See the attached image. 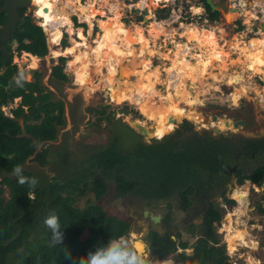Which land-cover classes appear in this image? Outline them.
<instances>
[{
    "label": "rangeland",
    "instance_id": "1",
    "mask_svg": "<svg viewBox=\"0 0 264 264\" xmlns=\"http://www.w3.org/2000/svg\"><path fill=\"white\" fill-rule=\"evenodd\" d=\"M41 1L42 0H33L35 16L32 21H35L38 25L41 24L45 30V28H47L46 21L49 17V10ZM70 1L75 3L76 6L96 2V5L101 8L104 7L107 12L103 16H101V14H97L96 12L94 13L95 17L92 20L90 30V26H88L89 23L85 19L86 14L80 10L81 6L80 8L78 7L79 9L76 7V9H74L73 6H70L71 4L67 3V0H52L48 7L52 10L60 9L61 11H68L73 28L67 27V24L66 26L61 27L62 29L57 35H54L53 32L51 33L50 31L49 35H47L45 31V38L46 42L48 41L47 44L49 48L41 60L37 56L36 57L39 59L29 56L26 54L28 51L24 50L14 51L11 59V62H15L17 64L18 70H28L26 71L28 77L27 80H29L31 76V71H29L30 68L36 67L40 69L42 73V80L48 85L47 90H49L51 96L59 97L64 101L65 114L63 118L65 122L56 125V138L53 140L38 141L36 143L35 152L21 165L23 168L34 171L39 178H47L56 173L67 174L74 169L75 165L80 164L83 159L88 157L91 152L98 151L109 145L114 140L115 136L117 138L119 137L118 141L121 142L124 147L126 146L128 148H132L131 146L137 144L138 135L136 133L138 132L133 128L134 132L132 128H128L125 125V123L129 125L125 117L126 115L117 112V116H114L113 113H111L113 108L118 107L127 108L129 110L128 115L131 119H138L145 123L148 128L149 135L144 136L140 133L138 134H140L139 139L141 138L147 142H152L153 138L162 139L169 133L174 132V129L181 125L183 119L189 120L192 125V129L200 130L198 132H211L214 125H210L208 122L209 120H204L202 118L205 114L209 116L215 114L217 116V120L214 121L215 124H217L218 120L223 121L228 119L229 121H234L236 119H242L244 120L243 130L248 129L251 131L252 129H257L259 132L264 131V83L261 81L262 74L264 76V64L260 69L256 70H250L246 66V62L248 60H252V58H249L247 54L250 41L254 38H260L257 36L264 35L262 34L264 32L257 34L250 31L251 29H255L258 23V21L253 20H251L253 23H250L252 16L248 11L253 10L250 5L252 4V2L250 3L251 0H245V6L242 7L245 8L244 12L248 10L244 13L245 17L241 14L238 15V17L237 13L231 10L230 6L233 0H212L217 4V7L215 8L219 10L218 18L215 20H205L203 18L202 21H199L197 19L198 17H194L192 13L197 12L195 7H198L199 5L203 7L202 0H161L158 5L156 4L155 7L152 8V15L144 21L141 14L135 13L133 5L136 6L135 4H138L139 2L141 3L145 0ZM257 1L260 3L262 2V4L264 2L263 0H255V2ZM113 4L117 5L119 8L118 10L121 11L120 18L123 21L122 24L120 21V25L122 27V40L125 41L129 38V35H132V32H135V25H137L139 30L150 39V47H145L140 56H145L148 59L152 70H155L156 67L159 68L160 76L159 80L155 84V87L158 90V96L156 98H162L165 100L164 108L160 113H158L157 110L150 112L143 111L137 103L135 97L131 99H124L121 102H116L114 97L115 87L113 85L111 87L106 85L105 80L99 78L96 74H91L90 85L92 87L86 92V94L77 80L76 68L71 64L75 58L77 59L76 54L79 55L80 53H85V47L83 46L85 37L88 38L89 43L93 44L95 38L103 35L101 24H104V20L107 19V17H110L111 11H109V7L113 6ZM161 7H167L169 10L168 14L164 18L158 19L156 9ZM73 16L76 17L78 22H84L85 25L82 26L74 24L72 18ZM151 20H157L158 22L162 21L165 27L164 33L157 35L158 37H151L154 35L149 26V22ZM216 26L222 27L224 30V33L222 32L221 34L223 36L222 40H219L216 35L215 37L212 36L210 33H208L207 36L203 35V49L204 52H209L213 49L215 43L217 42L220 48L223 46V48L228 49L223 50L229 52V65L224 67L222 63H220V68L215 67L211 69L212 74L210 76L201 75L200 78L202 79V82L200 84L193 81L194 79L191 80V78H186L185 81H182V83L179 84L178 82H181V80L175 76V74L178 73L177 70H175L177 68H173V63L171 62L172 59H170V51L173 50L175 45L174 41L183 42L182 45L184 46V44H188L186 41L187 38L185 39L184 35H187V30L190 27H197L201 31L205 32L208 28L214 27L215 31L219 33L220 31L217 30ZM247 26L248 28H246ZM236 35H240V40H238ZM234 37H236L235 40H238L237 45H228ZM59 38L60 40L62 38L65 39L70 46L63 48ZM187 40L189 41L192 39L190 38ZM138 41L139 40H136V43ZM193 42L195 41L193 40ZM14 46L15 43H13L12 47ZM131 46L134 47L135 45L131 43ZM196 48L192 46V49ZM59 55L65 56L62 61L64 76L60 80L52 77L47 79L51 66L60 61V59H58ZM195 55L196 54H193L192 56ZM128 56V58L125 57L119 59L117 66L118 83H120L119 86L121 87L120 89L126 91L131 90L129 84L134 83L135 80H143L141 75H146L147 72L143 66H139L135 71L136 74H134L130 64L134 58H136L138 62L140 59H138L136 54H131V52ZM192 56L189 55L188 58H191L193 62L196 56ZM108 60L109 58L105 57L103 62L99 64V67L107 71L106 66ZM120 65H123V73L128 76L129 79L126 77L123 80L120 79ZM17 73L18 72L14 73V76ZM127 82H129V84H127ZM142 82H144V80ZM142 82H137V85ZM174 86H178L175 92L173 90ZM179 86L182 89L186 88V90L183 91L186 95L185 99L175 98L174 94L181 92V88H179ZM233 93H235V99H233ZM180 97L182 96L180 95ZM18 101L19 97H16L13 102L2 106V109L11 115L8 107L9 105L13 107L18 103ZM93 105H96L98 108L102 107L103 112L95 111L94 113L90 111ZM162 114H165L168 118L173 116L178 119L173 121L174 125H166L163 122H158V118L162 116ZM21 120L22 119L19 118V121ZM156 123L157 127L154 126ZM183 127L184 126H182V128ZM227 127L230 126L220 128L224 130V128ZM185 129H187V127H185L184 130ZM161 142L162 141H156L154 147H160ZM176 158L177 154H174L173 160L175 162H177ZM142 159L145 158L142 157ZM155 162L156 160L152 154V157L145 159L142 164V166L146 165L144 167L145 169L150 168L151 171L153 170V173H159L160 171L161 176L157 177L158 180L152 181L155 183H153L150 188V192L156 193L154 195L155 198L153 199L159 198L162 195H167L172 191V189L176 188V185L178 184L174 183L178 181L179 178H177V175L180 174L182 170L185 175L187 172L189 174L192 172L189 166H180L181 169L179 167L171 169L167 165V167H164L163 164H160L156 168L154 166ZM179 164L180 162H177L176 165L179 166ZM141 170H143V167H141ZM163 173H165L164 176ZM91 176H93V174ZM107 184L108 189L106 193L99 199H96L92 190L86 189L82 194H77L73 204L78 207H81L88 202L102 204L107 208L108 212H117V214L122 215L124 218H130V215L128 214L131 212L134 221L131 224L129 231H133L137 243L141 242L142 240L140 237L146 234L150 224L149 221L147 222V220L141 218V211L134 213L131 210H128L130 204L134 200H138L137 197L132 196V193L134 194L136 192L130 191L128 192L130 194L127 193L128 195L117 196L115 195L116 190L114 181L112 179L107 180ZM241 185H243V187H234H238L242 191L246 192V206L243 208V211H239L237 207L238 202L235 200L231 206H227L225 208L223 207L221 210L223 216L220 220L219 228L217 227V229H221L222 231V233H218L220 242H223L222 240L224 239H228V244L224 241L225 252L229 255V259L233 264H248L249 257L257 260L258 264H264V215L257 210L254 204L255 200L261 197L257 193L253 192V190L247 191L246 181ZM8 195V187L7 185H3L2 196L7 198ZM168 199L165 198L164 200L166 201ZM248 201H250V203H248ZM164 203L165 202L163 200H154L151 205L145 207L151 209L154 214L162 215L166 212V206ZM198 204H200V202H198ZM227 213L230 214L229 219L226 218ZM177 220L178 221H175L173 224V229L165 228L162 224L161 230L164 229L166 232H170V230L173 231L174 229L180 230L179 233L181 235V239L187 240L188 242L187 248L183 250L186 253H190L192 246L197 243L200 237L196 235L198 232L193 233L187 231L186 227L180 224V217ZM243 231L244 233L249 232L250 237H247L248 244L239 245V243L237 244V238L244 234ZM87 235L88 233L86 229H84L79 237L81 239H85ZM130 238H132V235H130ZM250 240H253L254 244ZM234 244H236V247L232 249ZM178 250L179 248L176 251ZM167 257H171L174 259L175 264H179L175 252L164 258ZM164 258H161V260Z\"/></svg>",
    "mask_w": 264,
    "mask_h": 264
},
{
    "label": "trees",
    "instance_id": "2",
    "mask_svg": "<svg viewBox=\"0 0 264 264\" xmlns=\"http://www.w3.org/2000/svg\"><path fill=\"white\" fill-rule=\"evenodd\" d=\"M202 1L208 20L217 19L219 10H212L206 0ZM168 10L167 7L156 9L158 19L164 18ZM72 18L74 24L85 25L84 22H78L75 16ZM67 27L73 28L71 20ZM14 38L18 42L16 49L28 51L26 54L29 56H44L47 53L45 34L40 25L31 21L30 16H26L18 25ZM60 42L63 48L70 46L63 38ZM64 57L59 55L60 61L52 66L51 74L59 80L64 76ZM19 71L11 58H0V264H73L72 259H65L67 251L72 258H79L107 244L112 236L125 234L129 229V223L117 212H108L104 205L88 202L81 207L75 206L73 203L77 194L90 189L98 198L107 191V180L112 179L117 196L133 191L146 198H155L156 193L150 192V188L155 183L152 181L161 176L160 171L153 173L150 168H144L146 165L142 166L143 161L153 154L156 168L160 164L171 169L180 166L207 168V174L194 170L185 175L182 170L177 175L179 179L174 184H178L176 189L185 201L184 194L194 188L193 183L201 185L206 176H215V169L220 166L219 158L228 155L233 148V140L215 139L210 135H204L202 139L196 131L190 132L191 123L183 119V128L179 125L174 132L162 139L153 138L152 142L139 139L140 134L136 133L138 141L132 148L124 147L118 141L119 137L115 136L109 145L91 152L67 174L56 173L47 178H39L34 171L23 168L25 176L36 177L39 183L35 188L21 186L11 173L14 166L22 165L35 152L36 143L29 135H33L35 140H53L57 133L53 121L60 124L65 120L62 101H47L51 94L42 92L39 76L33 81L26 80L23 87L11 83L14 73ZM17 96L20 100L10 108L12 115L6 114L2 105L13 101ZM26 109L28 112L22 117ZM95 110L102 112L99 108ZM19 118L22 120L19 121ZM158 122L174 125L165 114L158 118ZM125 125L132 128L126 123ZM185 127L189 130H184ZM156 141H162L158 148L154 147ZM174 154H177L179 166L173 160ZM165 170L167 171L166 168ZM258 170L262 171V168ZM261 171H256L254 175H242L241 178L250 176L258 182ZM3 185H7L9 190L7 198L2 196ZM29 192L33 196L31 200ZM225 201L232 203L234 199L225 198ZM256 205L264 210L259 202ZM49 213L59 216L64 232V240L60 245H50L51 234L43 224ZM220 216L219 210L208 209L203 218L202 238L194 244L190 253L183 250L175 252L177 247H185L187 241L177 242L168 235L152 231L148 237L154 258L161 259L175 252L179 264H233L225 252V244L217 243V234L212 226V221L220 219ZM167 218L168 213L164 219ZM84 229L88 235L81 239L79 236ZM131 235V239L135 241L134 233ZM143 245L142 241L137 243L138 247Z\"/></svg>",
    "mask_w": 264,
    "mask_h": 264
},
{
    "label": "bare ground",
    "instance_id": "3",
    "mask_svg": "<svg viewBox=\"0 0 264 264\" xmlns=\"http://www.w3.org/2000/svg\"><path fill=\"white\" fill-rule=\"evenodd\" d=\"M51 1L52 0H42L41 1L44 4V6L49 10V13H48L49 17H48V20L46 21L47 28H45V31L47 35H49V31L51 33L53 32L54 35H57L59 31L62 29L61 27L66 26L69 23L70 16H69L68 11L66 10L65 11H61L60 9L52 10L50 7H48L51 4ZM159 1L161 0H145L135 5L140 7L141 9L143 7H146L147 12L145 13V16L146 18H148L152 15V8L155 7L156 4L158 5ZM252 1H255V0H251L250 3ZM257 2L259 3V1ZM67 3L71 4L70 6H73L74 9L76 8L79 9L81 6L80 10H82L86 14L85 19L89 23L90 30H91L92 20L95 17L94 13L96 12L97 14H101V16H103L107 12L104 7L101 8L98 5H96V2H90L86 5H80V6L78 5L76 6V4L71 2L70 0H67ZM31 4L33 5V0H31ZM115 4H113V6L110 7V11L112 12L110 17L109 18L107 17V19L105 20L103 19L104 24H101L103 35L95 38L93 44L89 43L88 38L85 37L84 42H83V46L85 47V53H80L79 55L76 54L77 59L75 58V60L72 62L71 65H74V67L76 68L77 80L81 88L83 89L84 93L86 94V92L90 90L92 87L90 85L91 74H96L99 76V78H102L105 80L106 85H108L109 87L113 85L115 87L114 97H115L116 102H121L124 99H131L135 97L137 103L139 104L140 108L143 111L150 112L153 110H157V112L160 113L161 110H163L164 108L165 100H163L162 98L161 99L156 98L158 96L157 95L158 90L156 89L155 84L159 80V76H160L159 68L156 67L155 70H152L148 59L145 56L143 57L140 56L142 50L145 47H150V39L139 30L137 25H135V32H132V35H129L128 36L129 38H127L125 41L122 40L121 39L122 27L120 25L121 11L118 10L119 8ZM231 6L236 7L233 4H231ZM232 11L237 13V16L240 13H243V11H240L239 9H235ZM252 13L254 14L253 15L254 18H259V16L256 13H254L253 11ZM136 14H139V13L136 12ZM149 26H150V30L154 34L151 37H158L157 35L164 33L165 31V27L162 21L155 22L151 20L149 22ZM190 28L187 30L186 36H187V39H190V38L192 39L189 41L187 40L189 43H191V41L193 42V40L195 41L193 42L194 45L192 46L197 47L196 49L198 50L197 52L198 54L195 55L197 59L196 62L191 63L190 61H188L189 59L187 60L188 57L185 56V54L183 53L184 51L183 48L182 50H180V48L183 45L181 46L179 45L180 48L175 52V54L172 55L171 59L173 63V68H177L175 70L178 71V74L176 76L177 78H179V80H181V82L185 81L186 78H189V79L192 78L194 79V81L200 84L202 82V79L200 78L201 75L210 76L212 74L211 69L215 67L220 68L221 67L220 63H222L224 67H227L229 65L228 64L230 62L229 52L223 50L222 47L220 48L217 42L215 43V46L213 47L212 50H210L209 52H204V49H203L204 37H203V34L201 33L202 31L198 29L197 27H193L192 29ZM261 32H264V29ZM210 34L214 36L213 33H210ZM236 37H238V35H236ZM136 40H139V41L136 43ZM131 43L135 46L134 47L131 46ZM229 44L231 43H228V45ZM250 44L251 46L247 50V54L249 58H252V60L251 61L248 60L246 62V66L250 70L260 69L264 64V36L260 38L252 39L250 41ZM130 52L133 55L136 54L138 56V59H140V61L138 62V60L134 58L132 63L130 64V67L133 70V73L136 74L135 71L137 70V67L139 66H143L147 72H146V75H143V74L141 75L144 82H142L143 80H138V81L135 80V82L132 84H129V82H127V84L130 85L131 90L126 91V90L120 89L121 87L119 86L120 83H118L117 66H118V60L121 58H125V57L128 58L129 57L128 54H130ZM188 52L189 51L187 50L186 53ZM105 57L109 58L107 62V66H106L107 71L99 67V64L103 62V59ZM119 70L121 71V74L119 76L121 80H123L125 77L128 78V76H126L123 73V65H120ZM140 81L142 83L137 85V82H140ZM125 115H126L125 117L127 121L129 122L137 121V122H140L142 125L146 126L143 121L138 120V119H131L128 114H125ZM169 121L172 122V120H169ZM154 126L157 127V123L154 124ZM248 236H249V232H245L243 235L237 238V241L240 244L246 245L248 244V239H247ZM250 241L254 244L253 240H250ZM235 245L236 244H234V246ZM248 259H249L248 264H252L254 261V258L252 259L249 257Z\"/></svg>",
    "mask_w": 264,
    "mask_h": 264
},
{
    "label": "flooded vegetation",
    "instance_id": "4",
    "mask_svg": "<svg viewBox=\"0 0 264 264\" xmlns=\"http://www.w3.org/2000/svg\"><path fill=\"white\" fill-rule=\"evenodd\" d=\"M10 4V1L8 0H0V27H2L4 21L7 19L8 13H11V11L8 9V6ZM3 8V9H1ZM17 11V18L14 17L15 21V27L11 26L9 32L7 33L6 37L3 40H0V58L2 56H5L6 58L13 57V52L18 51L16 49V45L18 44L17 40L14 38V32L16 31L18 25L21 23V21L26 17L30 16V19L32 21L33 17L35 16L33 5L31 4H24L22 6H16ZM37 17V16H36ZM39 18V17H37ZM33 22V21H32ZM47 25V24H46ZM44 32V31H43ZM45 34V33H44ZM27 40V39H25ZM13 43H15V46L12 47ZM47 43V42H46ZM16 49V50H15ZM26 51V50H24ZM32 54V53H31ZM35 56L39 57L40 60L43 56H38L34 54ZM34 57V56H32ZM37 57H34L35 59H39ZM53 66V65H52ZM52 66L50 68V72L48 74L47 79L49 78H55L52 74ZM28 71V70H26ZM25 71L26 75L27 72ZM39 76L40 83L42 85V92L43 93H50L49 90H47L48 85L43 82L42 80V73L40 69L34 67L33 72L31 73L30 79L28 81L36 80V78ZM58 80V79H57ZM51 94V93H50ZM54 98V100L51 101H62L63 106V117H64V101L63 99L59 97L50 96L47 101H50V98ZM86 106V105H85ZM95 108H98L96 105H93L90 111L95 113ZM100 110L103 109L102 107L99 108ZM114 109V108H113ZM113 109L111 110V113H113ZM97 112V111H96ZM119 112V111H116ZM125 115V114H124ZM178 119V118H175ZM217 120V118H216ZM228 120V119H225ZM225 120L223 121H217V124H215V120L208 121L210 125H214L212 128V131H208L207 133H201L198 132L200 130L191 129L190 132L196 131L200 135H202V139L204 135H210L213 138H222L225 140H233V148L231 152L228 155H224L223 157L219 158V169H215L216 174L215 176L209 178L205 177L201 185L193 183L194 188L192 190L186 192L185 195V201L183 199V195H181L176 188L172 189V191L167 194L163 195L159 198L153 199L152 197L146 198L142 195L132 193V196H135L138 198V200H134L131 204L128 210H131L132 212H140L141 211V218L149 221L150 227L146 231V234L142 235L140 239L144 242V245L146 244L148 248L150 249V240L148 235L152 231H157L160 235H168L175 241H187L181 239L180 230L174 229L173 231L170 230V232H166L161 230L162 224L165 226V228L173 229V224L175 221H178L177 219L180 217V224L184 225L186 227V230L189 232H198V235L200 238H202V223L203 218L206 216V212L209 208L217 209L221 212L220 219L213 220L212 226L217 234L218 242L217 243H225L228 244L227 240H222L223 242H220V237L218 233H222L221 229L219 228L220 220L222 218V209L223 207L231 206L235 200L238 202V210L243 211L244 207L246 206V200L244 196L237 197V192L240 191L241 193H246L242 191L238 187L234 186H242L245 181L247 182V191L253 190V192L257 193L261 198H258L255 200L254 204L263 215L264 210L259 208L256 203H260V207H264V187H262V182L264 180V131L259 132L257 129H252L249 131L248 129H244V120L242 119H236L234 121H229V125H225ZM129 122V121H128ZM214 122V123H213ZM233 122L236 124L233 125ZM130 123V122H129ZM205 124V123H204ZM57 125V124H56ZM202 125V124H201ZM218 125V126H216ZM224 126H230L227 128H224L222 130L220 127ZM217 127L219 130L215 131L214 128ZM57 129V126H56ZM236 129V130H234ZM158 137V136H157ZM259 168H262L261 170H258ZM199 172L201 174H207L208 170L207 168H191V171ZM214 171V170H213ZM256 171H261V177L259 178V181H254L252 177H242V175H254ZM106 193V192H105ZM104 193V194H105ZM103 194V195H104ZM130 194V193H128ZM125 193L124 195H128ZM102 195V196H103ZM120 195V196H124ZM100 196V197H102ZM168 196V197H167ZM231 196V197H230ZM100 197L96 198L99 199ZM168 200H164V199ZM225 198H232L234 199V202L229 203L225 201ZM164 201V205L166 206V212L164 214H159L160 218L157 222H154L149 216L144 215V209H148L150 212L153 213V211L145 206L151 205L152 201ZM242 201V202H241ZM200 202V204H198ZM250 203V201H248ZM142 204V206H141ZM102 205V204H101ZM253 207V206H252ZM129 213V212H128ZM166 213L169 214V218L165 220ZM177 213V215H176ZM120 217L122 215L118 214ZM128 215H130V218H124L122 219L129 223V229L125 234L122 235H131L133 231L130 230V226L134 221V218L132 216V213L130 212ZM230 214H226V218L229 219ZM177 223V222H176ZM228 228V226H227ZM244 233V231H243ZM242 233V234H243ZM195 235V236H196ZM241 235V234H239ZM120 236V235H119ZM238 237V236H237ZM210 242V241H209ZM224 243V244H225ZM239 242H237L238 244ZM240 245V243H239ZM187 245L185 247H177L179 248L178 251H182L183 249L187 248ZM193 247L191 248V251L193 250ZM236 246H234L232 249H234ZM229 248V246H228ZM176 249V250H177ZM182 249V250H181ZM175 251V252H178ZM184 251V250H183ZM151 252V249H150ZM185 252V251H184ZM172 254V253H171ZM152 258H154V255L151 252ZM252 264H258V261L254 259Z\"/></svg>",
    "mask_w": 264,
    "mask_h": 264
},
{
    "label": "clouds",
    "instance_id": "5",
    "mask_svg": "<svg viewBox=\"0 0 264 264\" xmlns=\"http://www.w3.org/2000/svg\"><path fill=\"white\" fill-rule=\"evenodd\" d=\"M27 79L28 77L25 71L20 70L13 77L11 83L23 87ZM2 106H5V104ZM10 108L11 106L9 107V111ZM12 175L17 178V182L21 186L28 185L29 188H35L39 183L36 177L25 176L23 174V166L21 165L14 166ZM246 195V193L237 192V197ZM28 197L30 200L33 199L31 192H29ZM43 224L51 234L50 245H60L64 240V232L60 224L59 216L55 213H49V215L44 218ZM65 259H72L73 264H175L174 259L171 257L162 260L159 258L153 259L148 246L145 244L142 247H138L137 242L132 240L130 235L112 236L107 244L79 258H72L71 253L67 251Z\"/></svg>",
    "mask_w": 264,
    "mask_h": 264
},
{
    "label": "water",
    "instance_id": "6",
    "mask_svg": "<svg viewBox=\"0 0 264 264\" xmlns=\"http://www.w3.org/2000/svg\"><path fill=\"white\" fill-rule=\"evenodd\" d=\"M8 1V0H7ZM10 1V4L8 6V9L11 11V13H8L7 15V19L4 21L2 27H0V40H3L7 33L9 32L10 30V27L13 26L15 27V21H14V17L17 18V11H16V6H22L24 4H30L31 5V0H9ZM206 2L210 5L211 9H215V7H217V4L214 3L212 0H206ZM231 10H235L236 7L234 6H231L230 7ZM3 9V8H1ZM134 9L136 12H138L139 14L142 15L143 17V21L144 20H147L148 18H146L145 16V13L147 12V8L146 7H143L142 9L138 6H134ZM33 23L37 24L35 21H33ZM38 25V24H37ZM42 28V30L45 32L43 26L41 24H39ZM259 25H260V28L263 30L264 29V20H259ZM47 48H49L48 44H47ZM34 68H30L29 71H31V73L33 72ZM261 81L264 83V76L261 77ZM50 100H54V98H50ZM116 111H119L120 113H123V114H128L129 113V110L125 107H118V108H114L113 109V115L114 116H117L116 115ZM28 111H24L22 113V117H24L26 115ZM202 118L204 120H216L217 116L215 114H212L211 116L205 114L202 116ZM169 120H176L174 117H169ZM129 123V122H128ZM236 123L233 122V125H235ZM53 125L55 126L56 128V120L53 121ZM129 125L134 128L138 133L144 135V136H148V128L144 125H142L140 122H137V121H132L129 123ZM225 125H229V121L228 120H225ZM215 131H218L219 129L217 127L214 128ZM33 141L35 143H37L38 141H41V140H35L34 139V136L33 135H29ZM262 187H264V180L262 182ZM144 215L145 216H149L154 222H157L158 219L160 218V215L159 214H154L152 212H150L148 209H144ZM136 241V240H135ZM143 242V241H142ZM144 244V242H143Z\"/></svg>",
    "mask_w": 264,
    "mask_h": 264
},
{
    "label": "crops",
    "instance_id": "7",
    "mask_svg": "<svg viewBox=\"0 0 264 264\" xmlns=\"http://www.w3.org/2000/svg\"><path fill=\"white\" fill-rule=\"evenodd\" d=\"M263 1H264V0H263ZM80 2H81V1H80ZM261 4H262V2H261ZM263 4H264V2H263ZM263 4H262V6H264ZM195 8L199 10V7H195ZM109 11H110V7H109ZM246 11H248V10H246ZM246 11H245V12H246ZM243 12H244V11H243ZM245 12H244V13H245ZM248 12H250V15L253 17L254 14L252 13V10H251V11H248ZM111 13H112V12H111ZM83 15H84V14H83ZM155 21L158 22L157 20H155ZM122 23H123V21L121 20V24H122ZM88 26H89V25H88ZM216 28H217L218 31H220L219 33H217V32L215 31L214 27H212V28H208V30H206V32H205V31H202L201 33H202L204 36H207L208 33H213V35H214V36L216 35V37H218L219 40H220V39L222 40L223 36H222L221 34H222V32H223L224 30L222 29V27H219V26H218V27L216 26ZM82 32H83V31H82ZM223 33H224V32H223ZM77 34H78V33H77ZM263 34H264V33H263ZM262 36H264V35H262ZM262 36H257V37H262ZM184 38L186 39L187 36L184 35ZM242 39H243V38H242ZM238 40H240V35H238ZM238 40H235V38H233V40L230 42V43H231L230 45H231V46H232V45L236 46ZM183 41H184V40H183ZM186 41H187V39H186ZM186 41H185V43H186ZM174 42H175L174 48H173V50L170 51V56H171V58H172V55L175 54V52L180 48L179 45L181 46V45L183 44V42H176V41H174ZM187 43H188V44H186V45L184 44V46H182V47L180 48V50H182V48H183V50H184L183 53L186 54L185 56L189 57V55L192 56L193 54H198V53H197V52H198L197 49H192V45H194L193 42H192V43H189V42L187 41ZM189 45H190V46H189ZM177 46H178V47H177ZM187 46H188V47H187ZM248 46L250 47L251 44H249ZM187 48H189V50H188L189 52H188V53H190V54L186 53V52H187ZM195 48H196V47H195ZM229 48H230V47H229ZM222 49H226V48H223V46H222ZM226 50H228V49H226ZM196 51H197V52H196ZM171 54H172V55H171ZM202 54H203V53H202ZM192 57H193V56H192ZM171 58H170V59H171ZM188 59H189V60H188ZM187 60L190 61V62H192L191 58H187ZM171 62H172V60H171ZM195 62H196V57H195V60H194L192 63H195ZM172 71H173V70H172ZM177 72H178V71H177ZM177 72H176V73H177ZM256 72H258V71H256ZM259 73H261V72H259ZM177 74H178V73H177ZM177 74H175V76H176ZM261 74H262V73H261ZM262 76H263V74H262ZM191 80H193V79L191 78ZM193 81H194V80H193ZM234 82H235V81H234ZM178 83L181 84L182 82H178ZM177 87H178V86H174V87H173L174 92L176 91V88H177ZM179 87H180V86H179ZM180 90H181L180 93H176L178 96H176V94H175V98H177V99H185V96H186V95L183 93V91L186 90V88H183V89L181 88ZM178 91H179V90H178ZM233 94H234V95H233V99H235V97H234V96H235V93H233ZM180 95H181L182 97H180ZM19 99H20V97H19ZM10 106H11V105H9V107H10ZM9 107H8V109H9ZM24 107L26 108V106H24ZM26 111H28V110L26 109ZM4 112H5V111H4ZM5 113H7V112H5ZM9 113H11V112H9ZM7 114H8V113H7ZM8 115H9V114H8Z\"/></svg>",
    "mask_w": 264,
    "mask_h": 264
},
{
    "label": "built area",
    "instance_id": "8",
    "mask_svg": "<svg viewBox=\"0 0 264 264\" xmlns=\"http://www.w3.org/2000/svg\"><path fill=\"white\" fill-rule=\"evenodd\" d=\"M232 4L233 5H235L236 6V9H239L240 11H244V9L245 8H242V7H244L245 6V0H233V2H232ZM203 5V4H202ZM251 5V7L253 8V12L254 13H256L258 16H259V18H254V17H252L251 19H250V23L252 24L253 23V21H258V23H257V25H256V28L255 29H251L250 31H253L254 33H261V31H262V29L260 28V25H259V20H264V6H262V4L259 2V3H257V2H255V1H252V4H250ZM199 7V10H197V12H192L193 13V15H194V17L196 16V17H198L197 19L199 20V21H202L203 20V18L205 19V20H208V18L206 17V12H205V8H204V6L202 7L201 5H199L198 6ZM189 11H190V9H189ZM196 11V10H195ZM191 12V11H190ZM242 16H244L245 17V14H244V12L243 13H240ZM239 14V15H240ZM242 16H241V18H242ZM239 17V16H238ZM251 20H253V21H251ZM249 23V24H250ZM250 24V25H251ZM246 28H248V26L246 27ZM59 40H60V38H59ZM59 40H58V42H59ZM190 46V45H189ZM187 50H189V48H187Z\"/></svg>",
    "mask_w": 264,
    "mask_h": 264
}]
</instances>
